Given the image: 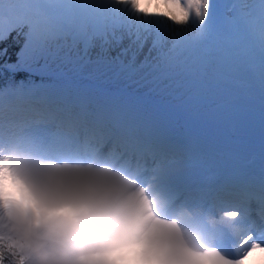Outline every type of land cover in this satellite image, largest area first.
Wrapping results in <instances>:
<instances>
[{
    "label": "bare ground",
    "instance_id": "obj_1",
    "mask_svg": "<svg viewBox=\"0 0 264 264\" xmlns=\"http://www.w3.org/2000/svg\"><path fill=\"white\" fill-rule=\"evenodd\" d=\"M218 2L219 0H173L168 14L174 19L180 18L179 22H173L164 16H144L136 13L127 6V0H63L62 25L60 24L54 32H43L40 28L48 16L38 12L39 0H0V29L4 32L19 18H23L30 20L26 37L27 41L33 44L41 43L43 38H48V45L51 47L61 45L67 48L71 55L102 53L107 58L120 57L143 65L156 64L157 66L172 60L180 64L195 41L203 39V42H197L198 49L205 44V38L209 34L206 37L203 35L207 31L218 36L223 33L226 39L221 44L222 51L230 56L236 54L242 57L243 70L252 69L260 76V81L264 84V0H229L222 7ZM204 7L210 12L207 21L200 19ZM221 13L224 14L222 17L224 21L214 23ZM212 15L214 17L211 18ZM198 23L200 28L197 26ZM240 40L243 44L239 52L237 48L240 46ZM111 50H113L112 53ZM53 94L59 98L39 102L37 106L33 104V109H29L31 113H34L37 108L42 111L52 110L51 116L44 115L40 111L34 114L43 115L30 120L31 127H38L39 124H46L47 127L51 124V127L43 126L46 131L44 134L33 138L31 142L27 135L13 146L12 140L5 136L0 137V147L9 146L8 151L14 150L15 153L25 157H28L26 154L28 149H33L32 152L37 155V158L45 156L57 161L66 160L72 163L71 167L85 166L79 163L87 157L88 151L92 148L100 149L98 161L104 163H106L105 160H111L107 163L114 161L112 170L93 172L91 167H77L76 170L86 172L104 183L115 182L120 189L121 199L130 197L137 204L146 203V210L150 204L154 216V219L149 217L151 232L167 238L174 244H182L187 239L196 237L194 229L188 228L186 223L188 213L202 214L204 210L209 211L211 219L215 220L220 212L234 208L248 219L242 226L233 227L234 237L229 252L224 253L218 249L224 256L234 257L237 254V247L234 245L239 235L246 232L254 235V226L259 225L260 218L264 220V168L256 166L257 160L254 161L255 157H253L259 149L252 150L249 157L248 153L247 157L242 159L244 164L237 167L236 164L240 163L237 159L241 155L231 156L226 161L221 156L216 158L215 155L216 161L213 163L211 154L198 152L196 157L200 154V159H202L201 156L208 159L196 161L195 156L187 159L181 163V167L172 169L166 180L169 187H174L170 179L173 181L185 179L196 188L179 190L180 193L178 196L175 194L174 200L172 196L174 197L175 191L169 188V193L166 195L158 194L157 199H162L161 201H157L156 198L151 201L148 196L152 193L154 186L140 193L136 190V185L143 182L146 175L152 172L157 161L164 159L177 161L189 156L182 152L180 146L176 149L170 148L169 142L174 146L180 144L178 140L181 139V132L166 129L161 124L154 123L153 119L141 115V108L128 99L125 100L123 108L116 112V109L109 104L105 103L100 107L95 101L85 100L84 102L76 96H59L54 92L43 95ZM20 105L24 108L29 104L20 102ZM189 117L195 123L213 128L208 120H201L192 115ZM72 126L79 129H74ZM153 128L163 137L169 138L164 139L162 144L151 141L150 139L156 138ZM40 140H43L44 144L37 150L36 145ZM172 161L169 163H174ZM248 161L252 165H248ZM222 162L225 163L223 170L220 169ZM47 166L51 169L57 168V165L53 163ZM66 166H62L63 169L70 168ZM144 166V170L137 175V167ZM191 172L196 174L192 176ZM238 175L246 176L247 180L242 182ZM134 177L137 181L133 180ZM210 185L213 188L210 191L213 192L212 194L207 191ZM189 195L193 203L185 208V212H180V200ZM206 201L208 202L205 208ZM159 202L164 208L155 211L154 204ZM169 213H176L178 217L182 215L181 222L177 219L175 231L172 230L173 225L170 222L166 221L163 224V221H157V218ZM230 214L231 212L222 215L229 219L233 218L230 225L242 221L239 215L236 214L233 217ZM196 238L205 245V241L210 236L205 233Z\"/></svg>",
    "mask_w": 264,
    "mask_h": 264
},
{
    "label": "rangeland",
    "instance_id": "obj_2",
    "mask_svg": "<svg viewBox=\"0 0 264 264\" xmlns=\"http://www.w3.org/2000/svg\"><path fill=\"white\" fill-rule=\"evenodd\" d=\"M228 1L219 0L218 3L222 7ZM39 2L38 12L48 16V19L43 21L40 31H56L60 24L62 25L61 4L63 0H39ZM209 15L210 12L204 7L201 21H207ZM212 17L214 16L212 15ZM222 17H224L223 13L215 19L214 23L224 21ZM199 23L198 28H200ZM24 24L29 30L30 20L23 18L15 21L8 30L16 25ZM210 33L208 31L204 33L203 37L209 35L206 37L207 39L205 38V44L199 49L197 42H203V39L194 42L180 64H176L172 60L165 61L161 66L143 65L120 57L107 58L102 53L71 55L68 49L61 45L56 47L48 45V38H43L41 43L33 44L25 37L24 44L19 51L21 66L39 75L43 74L47 78L44 82L35 83L28 90L34 89L30 95H34L35 101L22 98L17 101L19 104L26 102L31 106L30 109H33L32 106L36 102L39 104V102L50 99L40 97L43 95L40 92L48 93L47 91L57 90L62 95L66 91L78 99L82 98L80 97L83 96L82 94L89 95V97L83 96V100L97 101L100 99L104 104L114 107L117 112L123 108L125 100L128 99L132 104L136 103L138 105L136 106L141 108V115L152 117L154 123H159L166 129L173 128L171 130L181 132V139L178 140L180 144L174 146L169 142L170 148L181 147L182 152L189 156L177 161H172L170 158V160L157 161L152 172L146 175L143 182L136 185V190H139L140 193L150 190L154 186L152 193L148 196L153 201L159 197L158 194L169 193L166 178L170 170L181 167L183 161L194 158L198 152H208V154L216 155V158L221 156L224 161L231 156L241 155L237 159L240 161L238 166L243 164L242 159L247 157L248 153V157L251 156V150L264 151V84L260 81V76L252 69L243 70L242 57L240 58L236 54L230 56L227 52L222 51L221 44L226 39L225 34L220 33L218 36ZM1 35H3V31L0 29ZM239 44L237 51L240 52L243 41L240 40ZM112 52L113 50H111ZM40 89L41 91H38ZM4 101L7 99H1L0 103H6ZM10 104L16 106V103ZM191 115L201 120L210 121L213 128L193 122L189 117ZM0 124V137L6 136L10 141L12 140V146L27 135L31 141L44 134L46 131L43 126L51 127V124H48V127L46 124L31 127L30 119L24 117L19 119L6 114L0 116ZM72 135H75L74 132ZM43 144V140H40L36 145L37 150L41 149ZM7 149L9 146L0 147V151H8ZM28 150L26 153L28 158H36L39 168L51 169L47 165L52 163L57 165L56 169H63L62 166L66 165H68L66 167H71L72 163L66 160L57 161L45 156L37 158V155L32 152L33 149ZM12 151L14 152V150ZM98 155L99 149L92 148L88 151L87 157L79 164L91 168L96 166L98 171L112 170V163L97 161ZM199 157L200 154L195 160L202 161L205 158V156H201L202 159ZM171 161L174 163L170 164ZM223 164L224 162H222L221 170L224 167ZM139 171L138 168L137 172ZM136 179L134 177L133 180L137 181ZM112 184L116 185L115 182ZM161 200L157 199V201ZM147 211L154 219L150 204ZM230 212L235 213L232 209H225L224 212L219 213L218 217L221 218L222 215ZM175 214L169 213L157 218V221H163V224L166 221L170 222L173 225L172 230L175 231L177 229ZM236 214L241 217L242 221L232 225L240 227L245 220L241 216V212ZM229 220L232 222L233 218ZM6 223V218L0 217V225H6ZM0 238L14 246L3 227H0ZM207 245L212 244L208 243ZM234 246L237 247V244Z\"/></svg>",
    "mask_w": 264,
    "mask_h": 264
},
{
    "label": "clouds",
    "instance_id": "obj_3",
    "mask_svg": "<svg viewBox=\"0 0 264 264\" xmlns=\"http://www.w3.org/2000/svg\"><path fill=\"white\" fill-rule=\"evenodd\" d=\"M172 4L127 0L136 13L179 22L168 14ZM37 165L0 151V217L7 221L0 227L14 245L0 247L5 264H264V242L251 232L239 235L234 257L207 249L196 237L174 244L151 232L146 203L121 199L117 185L76 170L86 166Z\"/></svg>",
    "mask_w": 264,
    "mask_h": 264
},
{
    "label": "trees",
    "instance_id": "obj_4",
    "mask_svg": "<svg viewBox=\"0 0 264 264\" xmlns=\"http://www.w3.org/2000/svg\"><path fill=\"white\" fill-rule=\"evenodd\" d=\"M27 26H14L0 37V100L8 103L12 96L31 88L35 83L44 82L46 76L39 75L20 66L19 51L25 41ZM10 243L0 238V247ZM0 264H5V253L0 251Z\"/></svg>",
    "mask_w": 264,
    "mask_h": 264
},
{
    "label": "snow or ice",
    "instance_id": "obj_5",
    "mask_svg": "<svg viewBox=\"0 0 264 264\" xmlns=\"http://www.w3.org/2000/svg\"><path fill=\"white\" fill-rule=\"evenodd\" d=\"M253 238H255L254 235H253ZM255 239L257 240V243H260L261 242L260 239H257V238H255Z\"/></svg>",
    "mask_w": 264,
    "mask_h": 264
}]
</instances>
